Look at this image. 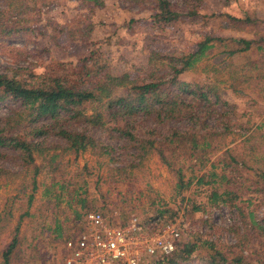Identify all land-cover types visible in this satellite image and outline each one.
I'll return each instance as SVG.
<instances>
[{
	"label": "rangeland",
	"instance_id": "obj_1",
	"mask_svg": "<svg viewBox=\"0 0 264 264\" xmlns=\"http://www.w3.org/2000/svg\"><path fill=\"white\" fill-rule=\"evenodd\" d=\"M169 1L179 12V19L174 24L160 27L152 19L157 11L155 0H103L102 4L86 0H0V72L43 86H89L90 80L97 76L103 82V79L107 80L102 92L105 96L129 91L132 92L130 96L141 93L151 101L156 95L166 97L167 90L159 85L143 91L141 86L150 81V72L158 66V71L169 78L177 67L171 58L175 55L185 57L206 33L224 37L226 45L229 43L227 48L234 49L238 43L233 37L257 35L235 28L238 22L235 18L244 13L257 19V29L264 30V0ZM189 8L194 14H187ZM227 48H211L208 58L177 74V79L184 81L180 86L199 92L208 90L211 99H218V117L209 120L219 129L226 125L223 137L214 141L221 144V148L209 159L217 170L222 164L217 161L219 153L225 147L242 151L246 147L243 143L245 134L264 119V49L257 51L253 44L251 49L231 54ZM116 76L118 81L125 83L116 84L112 79ZM175 84L176 88L177 82ZM8 109V101H0V115L6 114ZM190 109L179 103L176 113L169 111V123L186 124L187 116L193 114ZM87 110L91 111V106ZM217 120H220L219 124ZM46 121L47 118L40 117L37 123ZM99 132L94 130L95 134ZM259 132L262 137L258 136ZM258 133L256 152L259 153L257 156L264 157V126ZM101 138L109 144H122L121 140L106 135ZM3 150L9 155L15 153L12 149ZM117 151L123 162L110 158L111 154L97 155L89 149L76 158L72 152H66L60 160V172L63 178L71 181L70 188L86 187L85 192L80 193L81 189H78L73 194V198L78 194L83 196L84 203L74 199L68 204L64 193L61 205L67 208L69 217L61 216V236H56L53 228L58 209L53 202H48L43 193L45 185L40 182L50 180L46 156L35 154V161L42 165V170L37 175L38 187L29 207L36 211V218L30 220L27 216L19 219L20 204L25 199L19 201L17 198H23L31 191L32 167L20 166L19 159L16 166L12 159L0 158L1 164L17 169V172L23 168L15 179L0 177V263L2 253L13 237V228L20 220L17 236L23 237L20 244L23 249L18 253L16 250L12 263L62 264V242L81 225V218L72 219V208L77 207L81 213L97 208L115 222L124 221L131 213L145 220L154 216L168 217L180 225L178 243L194 236H205L215 241L219 249L229 251V257L241 251L246 264H264V191L260 190L264 187V179H255L253 172L260 164L253 161L248 148L244 150L246 163L238 167L234 178L223 183L236 189L240 196L237 204L210 203L209 187L197 185L195 179L186 189H181L177 186L175 173L155 153L137 166H127L123 174L114 173L110 166L122 165L132 158L129 155L132 150L128 154H123L126 152L123 148ZM224 157L229 159V152L224 153ZM187 175L188 171L185 177ZM195 204L201 207L193 209ZM249 211L259 221V227L245 225ZM207 253L206 247L200 246L194 257L181 264H205L202 255Z\"/></svg>",
	"mask_w": 264,
	"mask_h": 264
},
{
	"label": "trees",
	"instance_id": "obj_2",
	"mask_svg": "<svg viewBox=\"0 0 264 264\" xmlns=\"http://www.w3.org/2000/svg\"><path fill=\"white\" fill-rule=\"evenodd\" d=\"M86 1L95 4L103 3V0ZM155 1L157 11L153 13L152 19L158 22L160 27L177 22L180 14L170 6L169 0ZM186 12L194 14L191 8ZM235 19L238 21L234 25L235 28L257 34L256 37H233L238 45L234 49H228L229 43L226 45L224 37L206 33L197 41V47L193 51H189L185 57L175 55L171 58L177 67L169 78L165 77V73L158 71V66L150 72V81L144 82L141 86L143 91L152 86L159 87V85H163L167 90L166 97L156 95L151 101H149L150 97L146 99L141 93L130 96L129 94L132 92L129 91L113 96L108 93L105 96L102 92L107 80L103 79L104 83L97 76L90 80L92 84L89 86L82 87L80 84L43 86L21 77L0 72V101L7 100L9 106L8 112L0 115V158H10L16 166L17 159H19L20 166L32 167L31 191L27 196L17 198L19 201L25 199L24 203L20 204L22 211L19 219L25 216L29 217V220L36 218V211H31L29 208L34 199V190L38 187L37 175L42 170V165L35 161V154L37 153L41 157L46 156L49 162L50 180L47 182L41 180L40 182L45 185L43 193L46 199L48 202H53L58 209L53 222L55 235H62L61 216H64L65 219L69 217L67 208L64 204L61 205L63 195L66 193L68 204L74 199L84 203L83 196L78 194V197L73 198V194L78 192V189H81L80 193L85 192L86 187L79 185L78 189L70 188L71 181L63 178L62 171L60 172V160L66 152H72L76 158L78 154L88 149L97 155L111 154L110 158L112 159H119L117 149L126 150V152L121 151L123 154H128L132 150L129 154L132 158L127 163L109 167L115 170L114 173L121 174L124 173L127 166H137L143 159L155 153L175 173L178 179L177 186L181 189H186L195 179L197 185L205 184L209 187L207 196L210 203L234 202L237 204V197L240 196L235 192L236 189H231L223 183L234 178L238 167L242 163H246L244 152L246 148L249 153H252L253 161L260 164L253 172L255 179H264V157L257 156L259 153L256 152L259 144L256 137L260 127L264 126V119L257 123L251 132L245 134L243 143L246 147L242 151L225 147L219 153L217 161L222 164L217 170L215 163L209 162V159L221 148V144L217 145L214 141L217 142L218 138L223 137L225 134L223 129H226V125L221 124L223 129H219L209 120L215 116L218 117L216 107L218 99H211L207 94L208 90L199 92L194 88L180 86L184 81L181 82L177 79L178 73L193 68L199 61L208 58L213 47L226 46L227 52L231 54L235 51L251 49L253 44L257 51L264 49V30L257 29V19L250 17L248 13ZM254 62L256 61L254 60ZM256 67L258 68V65ZM117 77L112 79L116 84L123 85L125 81H118ZM175 82L178 85L176 88ZM164 83H168V85L165 86ZM168 90H170V94ZM175 91L176 93H173ZM179 103L191 107L190 110L193 114L187 116L189 119L188 122L184 121L186 124L182 122L175 125L169 123L171 119L168 113L169 111L176 113L175 108ZM90 106L91 111H88L87 108ZM150 109L151 111H149ZM40 117L47 118L48 121L37 123ZM217 122L219 124L220 120ZM97 129L100 132L95 134L94 130ZM103 135L121 140L122 144L117 146L109 144L101 138ZM258 136L262 137L263 134L259 132ZM5 148L12 149L15 153L9 155L3 150ZM227 152L230 154V160L224 157V153ZM119 160L122 161V159ZM22 170L23 168L18 172L21 173ZM186 171L189 172L187 177H185ZM18 172L17 169L0 163V177L15 179ZM183 179L187 180L183 181ZM260 190L264 191V187H261ZM200 207V204L193 205V209ZM71 212L72 219L75 220H79L84 214L77 207H73ZM38 213L40 212L38 211ZM6 214H9V211ZM248 215L249 220H245V225L259 227V221L256 220L253 212L249 211ZM163 220L168 221L169 218L165 217ZM13 230V237L2 253L0 264H13L11 259L16 250L18 253L23 249V246L20 245L23 237L20 239L17 236L20 231V220L15 224ZM200 246H205L208 250L205 256L202 255V263L246 264L241 251L229 257V251L219 249L215 241L205 236H194L192 239H186L180 243L177 241L175 250L167 262L181 264L192 256L194 257Z\"/></svg>",
	"mask_w": 264,
	"mask_h": 264
},
{
	"label": "built area",
	"instance_id": "obj_3",
	"mask_svg": "<svg viewBox=\"0 0 264 264\" xmlns=\"http://www.w3.org/2000/svg\"><path fill=\"white\" fill-rule=\"evenodd\" d=\"M80 221L62 242V264H169L181 233L175 220L131 213L115 222L97 208L86 210Z\"/></svg>",
	"mask_w": 264,
	"mask_h": 264
}]
</instances>
